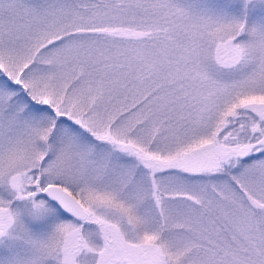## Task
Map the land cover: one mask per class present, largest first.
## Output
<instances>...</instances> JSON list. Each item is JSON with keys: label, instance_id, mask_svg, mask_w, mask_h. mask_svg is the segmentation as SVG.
<instances>
[{"label": "snow or ice", "instance_id": "obj_1", "mask_svg": "<svg viewBox=\"0 0 264 264\" xmlns=\"http://www.w3.org/2000/svg\"><path fill=\"white\" fill-rule=\"evenodd\" d=\"M0 264H264V0H0Z\"/></svg>", "mask_w": 264, "mask_h": 264}]
</instances>
